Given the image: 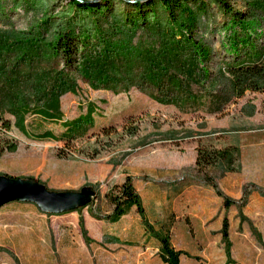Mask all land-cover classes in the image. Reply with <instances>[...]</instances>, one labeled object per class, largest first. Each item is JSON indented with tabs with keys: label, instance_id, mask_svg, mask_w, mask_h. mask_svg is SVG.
I'll use <instances>...</instances> for the list:
<instances>
[{
	"label": "rangeland",
	"instance_id": "rangeland-1",
	"mask_svg": "<svg viewBox=\"0 0 264 264\" xmlns=\"http://www.w3.org/2000/svg\"><path fill=\"white\" fill-rule=\"evenodd\" d=\"M231 4L256 22L260 34L254 40L260 46L264 41V0H231ZM112 5L122 23L128 8L122 0H112ZM65 9L72 13L68 0H0V115L10 122L9 129L0 126V142L9 137L16 143L14 151L0 156V176L31 179L56 192H83L85 198L89 191L93 194L77 210L45 212L50 217L42 221L29 205L32 202L1 205L0 247L13 255L0 250V264H160L155 251L159 241L149 230L154 243L145 238H92L86 227L84 210L95 219L109 220L102 191L110 189V183L119 180L125 169L137 174L133 181L162 172L171 176L166 180H187L185 193L182 185L172 189L179 197L170 216L179 234L171 238L173 245L192 256L183 257L182 264H264V91L245 90L231 97L219 112L210 113L205 108L185 107L176 102L177 94L145 83L139 65L133 66L125 81L121 76L107 85L91 82L83 77L81 64L75 69L65 67L49 49ZM113 14L103 23L102 35L93 36L87 44L84 55L94 57L103 41L112 40L161 51V35L155 33L159 25L149 28L141 22L138 29L129 30V24L123 22L122 33L112 32ZM230 16L213 2L199 16L196 34L213 48L211 75L191 83L185 93L207 101L221 86L223 75H228L221 70L224 62L234 59L222 43L228 42ZM237 25L232 29L242 32ZM57 84L72 87L53 91ZM87 119L91 121L87 134L69 140V158L57 155L60 147H66L63 140L40 137L46 130L57 135L70 122L85 123ZM102 122L114 123L116 132L111 133L112 140L98 133L102 150L95 158H87L78 150L95 143L96 135L90 136V132ZM124 125H135L136 131L124 133ZM215 127L240 130L235 136L241 139L235 170L222 173L214 167L207 171L219 189L236 201L230 207L224 206L222 197L194 166L190 143L195 133ZM65 197L68 199L48 207L59 209L73 199ZM225 217L229 245L221 233ZM184 228L191 238H183Z\"/></svg>",
	"mask_w": 264,
	"mask_h": 264
},
{
	"label": "trees",
	"instance_id": "trees-1",
	"mask_svg": "<svg viewBox=\"0 0 264 264\" xmlns=\"http://www.w3.org/2000/svg\"><path fill=\"white\" fill-rule=\"evenodd\" d=\"M122 2L128 8L123 22L129 24V30L138 29L141 22L148 24L149 28L154 23L159 25V29L155 30L157 36L161 35L159 45L163 46L159 53L149 48H135L124 42L112 40L103 41L102 47L94 57L84 55L87 44L91 42L93 36L102 35L103 23L114 13L112 0H68L72 13H69L68 9L63 10L64 20L56 23L54 38L49 47L51 52L63 60L65 67L75 69L77 64H81L80 71L83 77L91 82L96 80L102 85L118 81L121 76L126 77L122 79L125 81L133 73V66L139 65L143 67L145 83L151 84L156 89L165 88L171 95L177 94L178 97H174L176 102L185 107L194 110L205 108V111L210 113L219 112L231 97L240 96L245 90L264 91V41L260 46L256 45L254 38L260 34L256 31V22L250 20L246 12L235 10L231 0H122ZM211 2L223 12L231 14L228 20V42L222 41V43L224 46L227 45L230 53L234 54V59L224 62V70L219 67V70L227 72L228 75H223L221 86L213 90L207 101H204L201 96L185 92L189 90L191 83H198L211 75L209 68L213 58V48L196 34L199 16L207 13ZM160 14L164 16L161 17ZM113 16L112 32L116 29L117 32L122 33L119 28H122L123 22L120 23L118 20L122 18L115 13ZM236 25L243 31L232 29ZM144 39L143 36V41ZM79 57L82 58L81 62L78 61ZM71 87L69 84H57L52 90L65 91ZM171 95L168 97L170 98ZM70 123L57 135L51 130L40 134L42 138L49 137L64 141L66 147H60L57 151L58 157H70L69 153L72 150L69 140L87 134L91 121L87 119L85 123H78L76 120ZM0 126L9 129V119L0 115ZM122 128L124 133L136 131L135 125L131 127L124 125ZM113 131L116 132L114 123H99L97 128L90 132V136L96 135L95 143L79 149L78 152L87 158H95L102 150L98 143V133L106 136L107 140H112ZM15 147V141L5 137L0 142V156L5 152L14 151ZM238 152V146L233 143L217 146L209 141H199L196 145L195 169L203 174V181L222 197L225 207H230L236 201L219 189L215 178L208 175L207 171L214 167L220 168L222 173L234 171ZM247 193L248 191L245 190L244 199ZM262 194L264 195V191ZM105 197L113 206L112 212L106 216L112 222L119 220L128 213L131 206H135L146 228L159 241L158 253L164 264H180L182 256L192 257L188 252L175 248L168 235L156 232L146 221L142 199L134 187L131 176H126L120 184L112 185L105 193ZM80 226L85 234L82 218H80ZM221 233L224 241L229 245L226 217L222 222ZM0 250L13 255L2 247ZM194 258L199 260L198 256Z\"/></svg>",
	"mask_w": 264,
	"mask_h": 264
},
{
	"label": "crops",
	"instance_id": "crops-1",
	"mask_svg": "<svg viewBox=\"0 0 264 264\" xmlns=\"http://www.w3.org/2000/svg\"><path fill=\"white\" fill-rule=\"evenodd\" d=\"M264 93V92H261ZM236 133H240V130L236 129H228L224 127H215L208 128L204 132L195 133V140H193L190 144L193 150V160L195 166V158H196V145L199 141L201 142H212L217 146H220L225 143H233L237 146H240L241 139L236 138ZM179 144H184L180 142ZM182 146V145H181ZM186 146V145H185ZM137 174L130 169H125L124 173L119 174V180H116L111 184H120L123 182L126 176H136ZM171 176L160 173V175L156 177L149 178L148 180H137L133 181L134 187L138 194L142 199V203L144 206V217L146 221H148L152 227L161 234H166L171 238L177 237L179 234L177 233V229L175 228L174 222L170 220L171 211L174 209V204L178 200L179 194L173 192V188H176L182 185V193H185L187 187V180L185 178L178 179V181L171 179ZM44 184V183H42ZM45 185V184H44ZM191 186V185H190ZM109 190V187L102 191V195L104 197L105 207L104 213L110 214L112 212L113 206L110 204L108 199L105 197V193ZM18 203L21 201H10L7 203ZM6 204V203H5ZM31 205L33 212L37 213L41 219H47L50 217V214L41 211L36 204ZM83 216L85 219L86 227L89 230V233L92 238H104V237H113V238H145V240H151V236H149L148 229L146 228L141 216L136 211L135 206H131L128 213L123 215L117 221H109L107 219H95L89 215L87 210L83 211ZM77 213V212H75ZM183 238H191L190 232L188 228H184L182 231ZM113 235V236H111ZM196 238V237H195ZM150 243H154V240L150 241ZM171 243L173 244L172 240ZM159 244L156 246L155 251H157V257L160 264H164L159 257ZM189 252V251H188ZM190 253V252H189ZM193 256H198L193 254ZM182 256L180 260V264H182ZM188 258V257H186ZM192 259V258H189Z\"/></svg>",
	"mask_w": 264,
	"mask_h": 264
},
{
	"label": "bare ground",
	"instance_id": "bare-ground-1",
	"mask_svg": "<svg viewBox=\"0 0 264 264\" xmlns=\"http://www.w3.org/2000/svg\"><path fill=\"white\" fill-rule=\"evenodd\" d=\"M65 196H69L73 199H70L69 203L67 202L59 209L67 208L73 205L74 207H78L83 204L82 201L85 199V194L83 192H80L79 194H49L42 190V188L34 182H10L0 179V201L5 199L34 201L41 209L53 212L59 209L53 208L54 206H48L65 201L68 199Z\"/></svg>",
	"mask_w": 264,
	"mask_h": 264
},
{
	"label": "water",
	"instance_id": "water-1",
	"mask_svg": "<svg viewBox=\"0 0 264 264\" xmlns=\"http://www.w3.org/2000/svg\"><path fill=\"white\" fill-rule=\"evenodd\" d=\"M0 179H4L6 181H10V182H26V181H30V182H34L36 184H38L42 190H44L45 192L49 193V194H79L80 192H69V191H66V192H56V191H52V190H49L44 184L40 183V182H37V181H33L31 179H21V178H12V177H7V176H0ZM92 192L89 191V193L86 195V198L82 201L83 204L81 206H84L86 205L90 199H91V194ZM93 194V193H92ZM89 199V200H88ZM10 201H27V200H19V199H5L3 201H0V206L3 205L4 203H7V202H10ZM28 202H32L34 204H36L38 206V204L34 201H28ZM80 207V206H78ZM78 207H74L73 206H70V207H67V208H61L59 210H55L53 212L51 211H46V210H43L41 209L39 206L38 208L43 211V212H48V213H51V214H59V213H64V212H69V211H73V210H76Z\"/></svg>",
	"mask_w": 264,
	"mask_h": 264
}]
</instances>
